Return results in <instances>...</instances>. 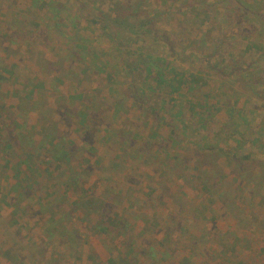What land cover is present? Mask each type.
<instances>
[{
  "label": "rangeland",
  "instance_id": "374dc122",
  "mask_svg": "<svg viewBox=\"0 0 264 264\" xmlns=\"http://www.w3.org/2000/svg\"><path fill=\"white\" fill-rule=\"evenodd\" d=\"M52 1L59 25L39 7L30 10V0H0V264H110L112 252L136 264H264V25L257 20L264 0H141L140 20L151 19L144 27L153 32L137 37V20L128 19L119 45L92 20L105 24L112 1L136 0ZM33 31L47 44L25 41ZM138 53L195 72L202 107L174 92L159 123L141 119L130 91L152 98L144 107L157 96L143 73H124L122 60ZM94 100L93 132L75 112ZM5 128L14 134L7 146ZM45 128L81 156L91 150L72 166L82 194L64 187L66 172L50 178V156L35 161L40 179L23 182L25 153ZM16 185L27 195L18 196ZM108 188L120 193L108 212L128 226L97 234L101 214L77 203L113 197Z\"/></svg>",
  "mask_w": 264,
  "mask_h": 264
},
{
  "label": "trees",
  "instance_id": "16d2710c",
  "mask_svg": "<svg viewBox=\"0 0 264 264\" xmlns=\"http://www.w3.org/2000/svg\"><path fill=\"white\" fill-rule=\"evenodd\" d=\"M143 1V0H142ZM186 3L192 1V0H184ZM203 2L205 0H199V2ZM220 0H218L219 2ZM226 3L229 4H233L235 6L241 5V4H246L247 1L246 0H223ZM257 1V0H256ZM140 2L141 0H136V2L133 5H129V4H125L121 1H112V3L109 4V12L108 14H106L107 16L104 17V19L106 20L105 24H102L98 21H94L92 20V23H94L97 27H99L102 31V33L104 35H106L107 37H109L110 39L115 40V42L117 43V45L120 44V34L118 33V29L122 28L125 29L128 25L126 23V21H128V19H135L137 20V30L134 31L135 35L137 37H139L140 35H144L145 33H150L153 32V29L150 27H144V25L150 24L151 19H147V21L141 22L140 20V13L139 10L141 11L140 8ZM255 2V1H254ZM260 3V2H259ZM51 4H56L55 2H53L52 0H50L49 2H45L44 0H30V5H29V9L32 10V8H36L39 7L41 10H44L45 12H47V14L49 15L48 20H51L52 23H54L55 25H59L58 23V16L56 13H54V9L52 8ZM264 6V5H263ZM262 6V7H263ZM233 13H237V11H230ZM229 12V14H230ZM53 13V14H52ZM257 17H258V21L260 24L264 25V7L262 8V11L260 13H257ZM114 22V27H110L108 23H112ZM50 26L47 25V28H49ZM46 30L45 28H38V33L43 34ZM34 34L35 32H32V37L30 39V35L27 38H24L25 41L27 40H31L34 43H40V44H44L45 41L41 42L42 37L38 38V39H34ZM140 34V35H139ZM119 39V40H118ZM47 43H45L46 45ZM85 50V46H83V51ZM118 52V50H117ZM119 53H122V50L119 49ZM124 57V56H123ZM121 58V57H118ZM124 59V58H123ZM126 59L122 60L123 62V68H124V73H127V75H132L134 73H139V74H144L145 77V82L143 85H146L150 91V93H152L154 96V98L157 96V99H155V102L153 104L149 103V105L147 107H144V105L148 102L151 101L152 98L150 99L148 96L143 97V90L142 88H138L137 91H135V93L132 91H130V96L133 100V105L140 111V115L142 116V118H144V120H150L151 123L152 122H158L160 121V115L159 112L160 111H169L170 110V106L166 107V105L168 103V101H170V97L172 95V93L176 92L178 93L179 96L185 97L187 95H191V97L189 98L190 100H186V104H191L193 100L194 105L196 108L198 107H202V104L205 103L202 99H200V97H198L199 95H196L198 92V88L197 86H194V80L195 79V72L193 73L192 71H188V70H178V68H176L174 65L169 64V62L166 59H160L159 61L155 62L152 58L150 57H146L140 53H138L136 55V57L133 60H130L128 63H126ZM229 66H227L228 68ZM205 68H202V70ZM209 69H211V67H209ZM212 69H214L212 67ZM231 70V68H230ZM204 72H208L206 69L204 70ZM208 73H211V71L209 70ZM146 78H149L152 80L153 84H151L150 82H146ZM60 81V80H59ZM202 81L201 80V85H202ZM156 95V96H155ZM143 97V98H142ZM193 97V98H192ZM198 100V101H196ZM145 103V104H143ZM97 104V101H91L90 104L86 105L84 104L83 106H81L78 111L75 112V115L77 116V118H79L80 122H86V124H90V126H87L85 124V127H89L87 128V130H90L91 128H93V132L96 130V128L99 127V120L98 123L95 122L94 120H92L91 118L94 116V113L91 111L93 107H95ZM118 104V103H116ZM38 103L36 102V107H37ZM208 109V108H207ZM203 111V110H201ZM204 112V111H203ZM93 113V114H92ZM203 119L204 118H200ZM90 120V121H89ZM154 122V123H155ZM170 127V125H169ZM170 134L173 135V127L170 128ZM5 135L6 137H2V139H7L9 140L8 142L5 141V145H10L11 143V139L14 138V134H12L11 131H8V129L5 128ZM92 132V131H91ZM92 134H88V132H86L84 134V137L87 139L86 143L90 146L93 145L94 140ZM124 138H120L119 142L120 144H127V140H123ZM44 143H50L51 147L47 148V154H43L40 155V148L41 146L44 145ZM12 146V145H11ZM93 147V146H92ZM10 148V146H9ZM81 152L80 148H74L72 143L69 141H65L63 137L60 138H56V135L53 134H49L46 131V128L44 129V133L41 136V140L40 142L37 144V147L35 148L34 152L29 153L26 152V158L27 160H31L28 164L29 167V174L27 176H25L23 178V182L25 183H29L31 180H35V179H40L39 177H41L43 175V169L39 168V165L37 163H35L36 160H38L41 156L44 159V157L47 159L48 156H50L51 158H49L48 161V166H46L45 171L47 174L50 175V178H52L53 172L55 170H61L63 173L66 172V174L64 175L66 177V180L64 183V187H80V192L82 194V185L81 183H79V176L81 174L76 173L72 166L75 163H79L80 161L78 158L81 157V160L84 161L85 158L87 157L86 155H92V152L90 149H83V155H79V153ZM85 152V154H84ZM135 152L141 153L140 148L138 150H136ZM37 158V159H35ZM39 164L42 163L41 160H38ZM56 163L54 169L52 168L51 163ZM179 159L177 158L175 160L174 164L171 165H178L179 163ZM163 166V165H162ZM87 167L91 168V166ZM164 167H171L169 166H164ZM86 168V167H85ZM130 175L126 174L125 180L124 182H130L129 178ZM54 179V178H53ZM203 183L204 186H206L207 184V180L206 178L203 179V177L199 178ZM37 185L40 186L41 183H38L37 180ZM78 190V189H77ZM110 191V192H109ZM16 193L18 196L20 197H24L25 195H27L28 190L26 187H21V185H16ZM108 193H112L113 197H109L106 196V199H104L102 202L100 199H94V198H86L84 200L83 197L80 198V202H78L77 204L80 203L81 207H89L91 206V208L93 210H91L94 213H100L101 215H99V219L95 222V224L93 225L94 227V231L97 234H108V233H113V232H117V231H124V229L128 226V223L126 221V219H124L123 217L121 218L120 216H118V214H116L117 216H112V214H110L108 211L109 209L114 208V205H116L118 203L117 197L119 196L120 193H117L115 191H113L112 189L108 188ZM19 198V197H18ZM105 198V196H104ZM99 202V203H97ZM63 220V217H61L60 221ZM48 236H51L50 232H49V228L46 230L45 232ZM68 235V234H67ZM128 245V250L129 253L131 254L132 252L135 251V249L132 247L131 244L127 243L126 246ZM121 261V259H120ZM116 256V254H114L113 252L110 254L109 256V260L108 262L110 264H136V260L135 258H130L127 260H123L122 262H120ZM129 261V262H128ZM137 264H141V263H137Z\"/></svg>",
  "mask_w": 264,
  "mask_h": 264
}]
</instances>
